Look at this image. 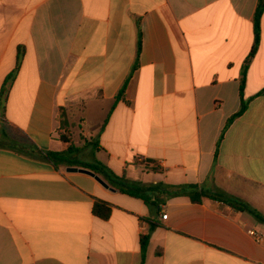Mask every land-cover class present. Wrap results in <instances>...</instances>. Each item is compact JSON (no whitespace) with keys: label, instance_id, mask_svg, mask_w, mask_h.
Listing matches in <instances>:
<instances>
[{"label":"crops","instance_id":"crops-1","mask_svg":"<svg viewBox=\"0 0 264 264\" xmlns=\"http://www.w3.org/2000/svg\"><path fill=\"white\" fill-rule=\"evenodd\" d=\"M258 3L0 0V92L18 67L0 116V264H142L147 235L144 264H264V239L248 233L264 235L248 210L264 216ZM61 107L74 127H61ZM8 140L74 145L82 163L160 186L146 203ZM222 194L239 203L210 197ZM97 200L109 219L93 213Z\"/></svg>","mask_w":264,"mask_h":264},{"label":"trees","instance_id":"trees-1","mask_svg":"<svg viewBox=\"0 0 264 264\" xmlns=\"http://www.w3.org/2000/svg\"><path fill=\"white\" fill-rule=\"evenodd\" d=\"M264 12V0H259L258 3V7L255 13V18H254V22H255V44L254 47L252 49L251 52V56L254 55V53L256 52L257 46L259 44V36H260V19L262 17V14ZM141 49V41L139 40V44H138V50L140 51ZM21 61V56L19 55L18 57V66L20 64ZM136 69V65L134 66L133 70ZM17 73H18V67L7 76V78L5 79L3 86L1 88V92H0V116L2 118H4L5 115V110H6V104H7V98H8V94L12 88L13 83L16 80L17 77ZM127 83H125V85L123 86V88L121 89L119 95H123L126 89ZM118 98V97H117ZM247 109V104L243 102L242 107L240 109V111L235 114L228 122V126L239 116H241L245 110ZM69 110L66 107H61L59 109V113H58V119L60 122V125L62 128H68L74 125L71 124L70 122V118H69ZM62 139L65 141H68L67 138L65 136H62ZM1 145V144H0ZM3 146H7L10 147L14 150H16L17 152L29 155V156H33V157H40L49 161H52L54 164L58 165H65L68 167L71 166H77V167H82V168H86V169H90L91 171H93L94 173H96L97 175L102 176L103 178H105L109 183H111L116 189H118L121 193L123 194H127L129 196L135 197V198H140L145 200L146 203H150L149 199H147L145 197V195L149 192H154L158 189L159 185H151V186H138V185H134V184H130L128 182H126L124 179L121 178H117L115 175H113L110 170H108V168L103 165L100 162H94V163H82L81 161H79L77 159V155L80 153V149L74 145H71L66 151L63 152H54V151H44L39 149L37 146H35L34 144H29V143H18L15 141H10L8 140L5 144H2ZM191 190H194L196 192V194L198 196H201V193H199L196 189L197 187L194 186H190ZM213 199H218V198H222L224 200H226L227 202H229L230 204L236 206L239 201L235 200L233 198H229L227 196H225L224 194L216 196V195H212L210 196ZM194 201H200V199L195 196L193 197ZM253 215L256 216V218L264 223V216L259 214L257 211L255 210H251L248 209ZM111 206L104 201L101 200H97L94 204L93 207V213L102 219H109V217L111 216ZM156 224L152 226V228H156ZM149 239L150 236H143L141 239V245H142V264H144L145 261V254H146V249L149 243Z\"/></svg>","mask_w":264,"mask_h":264},{"label":"water","instance_id":"water-1","mask_svg":"<svg viewBox=\"0 0 264 264\" xmlns=\"http://www.w3.org/2000/svg\"><path fill=\"white\" fill-rule=\"evenodd\" d=\"M69 172H81V173H85L88 174L90 176L95 177L103 186L105 187H109L108 184L101 178L99 177L96 173H94L91 170L82 168V167H77V166H71L67 169Z\"/></svg>","mask_w":264,"mask_h":264},{"label":"built area","instance_id":"built-area-1","mask_svg":"<svg viewBox=\"0 0 264 264\" xmlns=\"http://www.w3.org/2000/svg\"><path fill=\"white\" fill-rule=\"evenodd\" d=\"M138 162H139L140 164H142V165H145V164H146L144 158H138ZM167 217H168L167 214L163 215V218H164V219H167ZM248 233H249L250 236H252V237L254 238V240H255L257 243H261V242L263 241V239H264V235H263V233H261V232L258 231V230L250 229V230H248Z\"/></svg>","mask_w":264,"mask_h":264},{"label":"rangeland","instance_id":"rangeland-1","mask_svg":"<svg viewBox=\"0 0 264 264\" xmlns=\"http://www.w3.org/2000/svg\"><path fill=\"white\" fill-rule=\"evenodd\" d=\"M83 122V121H82ZM76 125H77V123H76ZM86 139L85 138H81L80 139V142H81V144H82V146H84V141H85Z\"/></svg>","mask_w":264,"mask_h":264}]
</instances>
